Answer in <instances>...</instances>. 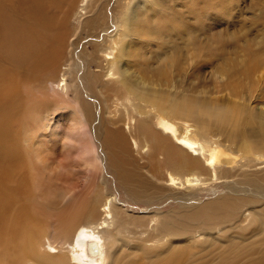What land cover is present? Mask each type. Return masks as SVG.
<instances>
[{"label":"bare ground","instance_id":"obj_1","mask_svg":"<svg viewBox=\"0 0 264 264\" xmlns=\"http://www.w3.org/2000/svg\"><path fill=\"white\" fill-rule=\"evenodd\" d=\"M111 1L0 0V264H192L196 244L226 242L215 264H264L263 29L234 57L231 37L209 31L217 23L205 30L215 18L231 21L240 11L232 0H117L114 12ZM249 8L264 11L259 0ZM85 15L94 37L116 27L107 46L83 50L99 113L89 103L70 107L80 88L65 83L67 69L60 75L72 65L66 28ZM214 63L224 66L218 102L196 90ZM25 74L33 81L22 93ZM50 90L67 104L47 101ZM63 128L88 129L101 147L81 191L59 176ZM107 176L128 203L147 208L216 182L227 192L141 222L126 216ZM234 231L250 232L248 248Z\"/></svg>","mask_w":264,"mask_h":264},{"label":"rangeland","instance_id":"obj_2","mask_svg":"<svg viewBox=\"0 0 264 264\" xmlns=\"http://www.w3.org/2000/svg\"><path fill=\"white\" fill-rule=\"evenodd\" d=\"M116 1L117 0H112L111 4L109 6L110 9L113 8L112 9L113 12H114V7L117 5ZM232 1H233V3L238 4V8H240V11L236 13V15L231 19V21L226 22V21H221V19L215 18L214 21L207 23V25L205 26V30H207L212 24L217 23L211 29H209V31L210 30H215L216 32L222 31L225 34L229 35L231 38H229L227 40L228 45L230 47H235L237 49V52L234 55V57H235V56L239 55V53H242V55L243 54L245 55V53L247 51L246 44L248 42H250V40L252 38H256L258 36H261L262 33L264 32V11L263 12H258V11L255 12L254 9L249 10L250 9L249 5L254 0H232ZM259 2L261 3V8L264 7V0H259ZM109 14H111V16H113L112 13H109ZM254 15L256 16L255 19H254ZM88 17H89L88 15L83 16V18H81L79 21V25L76 26L75 28H74V21H70L71 25L69 26V28H66V33H68V32L69 33L71 32V33L69 34V37L67 39V48L64 51V52H66V54L63 53V54H65L64 55V61L68 60L67 64H72V65H70V66H68V65L64 66L63 65L61 67L62 73H60V75H63L64 74L63 72H65L64 69H67V72L65 74L66 78L64 77L65 83H67L68 85H73V86H77L80 88L78 97L76 96L77 95L76 92L75 93L73 91L70 92L71 97H70V99L67 100L68 105L70 107L75 105V108H77L78 103H80V102L81 103H89V104H92V106L96 107V109L94 108V110L96 113H99L100 106L97 103V101L92 97L91 92L87 90L86 84L84 82L83 75L86 72L85 67L87 66L86 64L88 62H86V61L88 59H87V57L83 56L84 55L83 50L92 51V47L95 46L97 43L98 44L103 43V46L104 45L107 46L108 44H106V39L110 40V37H112L114 32L116 31V27H115V22L113 21L111 23V26H110L112 29V30H110V33L103 31L104 33H101L99 38H97V35L94 37V36H92V31L88 27H85V22H86V19ZM260 29H263V32H258V30H260ZM103 35H104V37L106 36V38H104ZM71 58H73L72 61H71ZM223 63L225 64L226 67H228L235 62L230 60L228 62L223 61ZM63 64H66V63L64 62ZM88 64L90 65V63H88ZM70 68H71V70H70ZM75 69H76V71H75ZM223 71H224V66L222 64L214 63L213 65L207 64V65L203 66L201 76L197 81L196 90H197V92H201V95L205 100L206 99L210 100V98H212L218 102V97H217L218 93H216V90H218L220 88V84L218 83V80L216 78L219 77L221 74L220 75H218V74L223 73ZM75 75H77L78 80L75 79ZM18 77H20L19 80L17 79L18 85H19L18 88H19V91L22 90L21 92L23 93L25 83L27 84L26 87H29L28 85L33 81V77L31 75L26 76V74L23 76L22 75L18 76ZM30 85L32 86V83ZM29 88H31V87H29ZM257 88H258V91H260V89H261V91L264 90L263 82L258 84ZM47 93L44 96V98L47 101H49V102L56 101L60 107L65 106V104H63V103H66V102H64L62 98H60V99L63 102L57 98L58 96L61 97L60 95L52 92L51 90L48 91ZM228 93L230 94L229 91L224 90L219 96H220V98L228 99V97H225V95ZM34 94L37 95V93H34ZM21 95H23V94H21ZM39 97L43 98V96H39ZM49 97H50V99H49ZM60 101L62 102V104ZM49 109L53 110V108H49ZM171 121H175V120H171ZM178 123H180V122H178ZM84 129L78 128L77 130L73 129L72 131H71V129H69V130H67L65 128L61 129V140H60L61 144L62 143H68L69 146L65 151L66 153H64V155L66 154V156H64L65 158L63 156L62 157L59 156V158L57 159L58 162H60L61 160H63V162H64L66 160L65 161L66 163L64 162V165L67 166V167H65V166L60 167V170H59L60 178L64 179V177L65 178L68 177V179H70L71 187L72 186L77 187V185H78L80 191L83 190V188L86 186L85 181H83V177L86 176L87 168L89 167V169H90L89 171L92 170V172H90V173H92V174L95 173L94 167L97 166V164H96V156H97L96 148H97V151H99V153H101L100 145H99V147H95V145L93 144V142H95V144L98 145V140H96V138H95L92 141L90 138V134H89L90 132L88 131V129H86V130H84ZM210 138L213 141H223V138L216 137V136H212V137L210 136ZM69 139H71L72 142H69L70 141ZM224 144L229 145V143H226V142H224ZM75 166H79V167H75ZM63 168H66V169H63ZM89 171H88V173H89ZM97 172H98V170H97ZM97 172H96V174H97ZM107 177L109 180L108 182L110 184L109 189L115 187L114 188V190H116L115 192L117 193V191H118L117 195H115V196L117 197L118 201L120 202L122 208L124 210L128 211L126 216H128V217L132 216V218H136L141 222H145V221L150 220V218L153 216V214H149V212L150 213L168 212V211H171L175 208H178L180 205L181 206L187 205V206H193V207L202 206L203 204L210 202V201H213L217 197H220L227 192V190L225 188V182H216L217 184L212 183V185L209 184V185L202 186L199 189H196V191L193 192V196L192 195L188 196L189 198L187 199V201L179 200V199H177V197H173V198L169 199V201L162 200V201L156 202L154 205L148 206V208H147V206L145 204H142V205L134 204L133 205L131 203H128L126 200L127 196L125 195V193L121 189H119V186H117V184L115 183V180L113 178H110L109 176H107ZM117 187L120 190V192L117 189ZM123 195H125V196H123ZM154 225H155V223H152V224L148 223L146 228L150 229V226H154ZM234 233L240 237V241H238L239 242L238 247L243 248L244 250L246 248H248V246H249L248 237H249L250 232L234 231ZM260 233H261V231H260ZM130 236L133 237V235H130ZM47 237H49V236H47ZM44 239L45 238H43V241L45 243L46 241ZM229 245H230V243L227 246V242H226L225 244H218L217 246L215 245V246L208 249V247H205L201 244H196L194 246V251H195L196 256H195V260L192 261V264H215L218 255L221 253V251L224 248H226V247L228 248ZM216 252L218 254H216ZM245 261H247V260H243V259L240 260V264H242V263L245 264Z\"/></svg>","mask_w":264,"mask_h":264}]
</instances>
